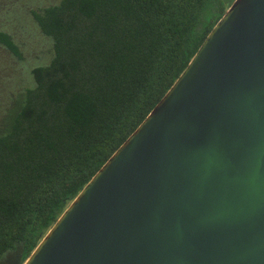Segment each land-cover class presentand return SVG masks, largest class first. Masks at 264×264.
Masks as SVG:
<instances>
[{"label":"water","instance_id":"obj_1","mask_svg":"<svg viewBox=\"0 0 264 264\" xmlns=\"http://www.w3.org/2000/svg\"><path fill=\"white\" fill-rule=\"evenodd\" d=\"M24 264H264V0H234Z\"/></svg>","mask_w":264,"mask_h":264},{"label":"trees","instance_id":"obj_2","mask_svg":"<svg viewBox=\"0 0 264 264\" xmlns=\"http://www.w3.org/2000/svg\"><path fill=\"white\" fill-rule=\"evenodd\" d=\"M233 1L59 0L31 10L53 54L12 96L13 122L0 128V264L25 263ZM0 44L23 58L10 33L0 31Z\"/></svg>","mask_w":264,"mask_h":264},{"label":"rangeland","instance_id":"obj_3","mask_svg":"<svg viewBox=\"0 0 264 264\" xmlns=\"http://www.w3.org/2000/svg\"><path fill=\"white\" fill-rule=\"evenodd\" d=\"M59 0H0V31L10 33L23 54L18 59L0 44V128L11 125L14 117L7 115L13 103L12 96L33 84L32 69L46 65L52 58L53 41L42 33L31 13ZM13 112V111H12ZM12 114V113H11ZM9 125V126H10ZM20 264V260L9 263Z\"/></svg>","mask_w":264,"mask_h":264}]
</instances>
